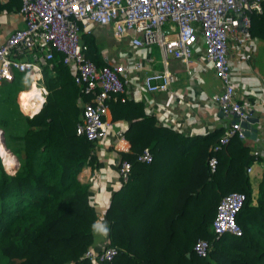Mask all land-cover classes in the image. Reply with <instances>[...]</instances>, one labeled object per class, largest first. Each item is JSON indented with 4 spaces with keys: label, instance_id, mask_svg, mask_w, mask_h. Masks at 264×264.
Instances as JSON below:
<instances>
[{
    "label": "trees",
    "instance_id": "1",
    "mask_svg": "<svg viewBox=\"0 0 264 264\" xmlns=\"http://www.w3.org/2000/svg\"><path fill=\"white\" fill-rule=\"evenodd\" d=\"M249 33L264 39V2L263 13L251 15ZM82 42L87 56L100 64L88 33ZM44 78L50 94L39 113L24 116V134L10 133L9 122L0 121L7 146L20 159L11 174L0 157V264H95L85 252L94 245L98 230L92 226L100 215L92 187L78 177L95 143L77 134L80 91L60 54ZM24 79L17 75L1 87L6 108L16 106L18 93L29 86ZM112 110L115 118L132 121L127 130L132 151L122 159L133 167L124 187L143 191V196L123 202L115 194L106 219L109 243L120 252L104 264H264V174L254 198L247 169L259 156L245 139L234 135L216 153L218 165L212 171L208 160L222 130L189 138L157 125L139 102L117 103ZM146 147L154 155L150 164L137 161ZM187 163L193 170H184ZM234 191L247 197L237 216L243 232L217 236L212 226L218 204ZM137 223L146 225L144 230H135ZM201 238L211 243L207 257L194 251Z\"/></svg>",
    "mask_w": 264,
    "mask_h": 264
},
{
    "label": "built area",
    "instance_id": "2",
    "mask_svg": "<svg viewBox=\"0 0 264 264\" xmlns=\"http://www.w3.org/2000/svg\"><path fill=\"white\" fill-rule=\"evenodd\" d=\"M264 0H22L20 14L25 22L0 43V85L24 75L41 84L44 72L53 67L56 54L63 57L79 88L81 118L77 134L100 143L111 139L114 147L126 140L123 130L114 129L108 119L112 102L126 92L133 72L143 68L142 62L128 64L113 61L109 56L100 65L87 56L88 46L82 42L84 33L91 34L94 25L111 27L118 40L130 39L133 46L145 50L159 48L163 68L145 72L143 87L153 95L171 93L176 76L169 69L171 59L184 64L188 70L197 61L196 45L204 43L203 61L213 65L221 82V91L213 100L233 122L213 144L209 166L216 170V153L234 135L246 139L242 122L251 114V107L239 98L232 81L229 48L233 41L244 45L252 40L249 33L251 15L263 13ZM2 131V130H1ZM113 134V137H111ZM259 156V151L253 150ZM3 160V159H2ZM154 155L146 147L137 156L140 163L150 164ZM133 164L120 159L119 173L123 184L130 179ZM253 170V164L247 169ZM244 192L226 194L217 207L213 230L217 236L225 233L241 235L237 216L246 202ZM100 222L108 232L100 245H93L85 257L95 264L112 261L120 252L109 243V226L105 215ZM210 241L198 239L194 251L207 257Z\"/></svg>",
    "mask_w": 264,
    "mask_h": 264
},
{
    "label": "crops",
    "instance_id": "3",
    "mask_svg": "<svg viewBox=\"0 0 264 264\" xmlns=\"http://www.w3.org/2000/svg\"><path fill=\"white\" fill-rule=\"evenodd\" d=\"M21 7L22 0H0V43L5 41L14 30L25 25L20 14ZM89 36L97 49V54L93 52V56L99 60L100 64H104L106 62L105 57L109 56L113 61H122L131 65L134 61L140 60L143 65L141 70L133 72L132 80L126 92L119 95L112 102L111 111L108 115L114 129L124 131L126 140L120 141L118 147H114L110 138L95 143L89 159L78 176L83 183H87L92 187L91 199L98 212L107 216V210L118 192L120 200L122 199L123 202L133 196H143V191L138 189L136 191L134 188L127 190L120 177V159L123 154L132 151V144L127 136V130L131 127L132 121L123 116L115 118L112 110L115 104L139 102L143 106L144 112L156 119L157 125L168 126L189 138L203 136L216 130H222V136L233 120L213 100V97L221 91V82L213 65L203 61L204 43L196 45V55L199 59L195 61L190 70L180 61L170 60L169 69L176 76V81L172 87L177 96L171 93L153 95L142 86V82L148 67L156 70L163 68L158 47L154 46L152 49L145 50L133 46L130 39H116L111 27L96 24ZM229 60L232 64V81L236 86L239 98L245 104L250 105L254 117L259 119L258 122L252 124L257 131L250 136H246L245 139L252 151H259V159L253 163V170L249 173L253 196L256 198L264 174V39L252 36V40L243 46L233 41L229 48ZM5 83L0 85V114L6 117L0 118V121L10 122L8 118L14 108L12 106L8 108V105L6 108V105L1 102V87ZM33 86L38 87L43 96V102L37 112L31 113L25 103L24 92ZM24 90H21L17 95L18 112L20 110L33 117L42 110L50 94L45 78L41 84L34 81ZM79 97L77 101L81 105ZM1 129L2 127H0ZM111 137H113V134H111ZM2 139L5 147L14 156V161L7 165L1 153L0 157L3 159L5 169L14 174L20 166V159L7 146L4 134H2ZM11 145L13 147L15 143L12 142ZM21 156H25L23 150ZM193 168V164L190 163L184 166L185 171H191ZM146 174L148 175V173ZM153 174L151 173L150 176ZM136 181L138 182V179ZM131 224H133V220ZM145 227L146 225L141 224L139 227H135V230H144ZM104 240L105 234L97 231L94 245H100ZM146 245L143 247H146Z\"/></svg>",
    "mask_w": 264,
    "mask_h": 264
},
{
    "label": "bare ground",
    "instance_id": "4",
    "mask_svg": "<svg viewBox=\"0 0 264 264\" xmlns=\"http://www.w3.org/2000/svg\"><path fill=\"white\" fill-rule=\"evenodd\" d=\"M24 99L31 113L37 112L40 109L41 103L43 102V96L41 95V92L39 91L37 86L29 88L24 95ZM3 141L4 140L2 139V134L0 130V153L4 158V161L8 165L9 162L12 163L14 161V156L5 147Z\"/></svg>",
    "mask_w": 264,
    "mask_h": 264
},
{
    "label": "rangeland",
    "instance_id": "5",
    "mask_svg": "<svg viewBox=\"0 0 264 264\" xmlns=\"http://www.w3.org/2000/svg\"><path fill=\"white\" fill-rule=\"evenodd\" d=\"M24 77H25L24 84H27L29 82V86H30L31 79L29 77H27V76H24ZM15 107L19 108L18 107V103H17V97H16V106L14 105V106H12V108H15ZM24 116H29V114H27L26 112L20 111V110H19V112H16V111L14 112L13 111L9 115L8 121H10V122L8 123L9 124L8 125V127H9L8 129L10 130V133H13V134H24V132L26 131V128L28 127V124H27ZM3 117H6V116H4L3 114L2 115L0 114V118H3ZM2 134H4V129L2 131ZM4 136H5V134H4ZM9 171H11V170H9Z\"/></svg>",
    "mask_w": 264,
    "mask_h": 264
},
{
    "label": "water",
    "instance_id": "6",
    "mask_svg": "<svg viewBox=\"0 0 264 264\" xmlns=\"http://www.w3.org/2000/svg\"><path fill=\"white\" fill-rule=\"evenodd\" d=\"M251 114L252 115L247 120L242 122V126L245 128L246 136H250V135L254 134L257 131V129L254 128L252 126V124L258 122L259 119L254 117V115H253L254 112L253 111L251 112Z\"/></svg>",
    "mask_w": 264,
    "mask_h": 264
},
{
    "label": "clouds",
    "instance_id": "7",
    "mask_svg": "<svg viewBox=\"0 0 264 264\" xmlns=\"http://www.w3.org/2000/svg\"><path fill=\"white\" fill-rule=\"evenodd\" d=\"M10 163V162H9ZM93 230L95 231V230H98V231H100V232H102L103 234H107V232H108V228H107V226L105 225V224H102L101 222H99V221H97V222H95L94 224H93Z\"/></svg>",
    "mask_w": 264,
    "mask_h": 264
}]
</instances>
